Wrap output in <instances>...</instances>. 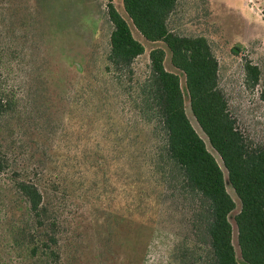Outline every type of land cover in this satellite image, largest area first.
<instances>
[{"label":"rangeland","instance_id":"obj_1","mask_svg":"<svg viewBox=\"0 0 264 264\" xmlns=\"http://www.w3.org/2000/svg\"><path fill=\"white\" fill-rule=\"evenodd\" d=\"M107 1L0 0V94L16 95L15 111L0 120V147L9 153L13 168L39 178L48 200L57 205L64 264L74 252L79 264H179L178 246L188 243L183 236L191 237L183 212L189 200L167 197L161 203L153 198L143 204L139 189L126 186L125 163L110 160L108 172L95 160L98 152L111 157L90 114L94 101L90 94L102 89L94 80L103 76L99 68L111 30ZM112 3L144 46L132 64L135 75L147 73L148 52L154 46L165 50L164 67L179 73L162 42H148L137 32L122 0ZM263 8L264 0H178L170 17L180 33L207 37L232 110L260 140H264ZM246 60L260 70L254 86L245 83ZM179 77L186 98L182 74ZM110 85L106 83L104 92L113 89ZM185 109L221 165L187 101ZM7 199L13 208L20 205L13 195ZM144 206L150 208L147 217L140 215Z\"/></svg>","mask_w":264,"mask_h":264},{"label":"trees","instance_id":"obj_2","mask_svg":"<svg viewBox=\"0 0 264 264\" xmlns=\"http://www.w3.org/2000/svg\"><path fill=\"white\" fill-rule=\"evenodd\" d=\"M177 2L122 0V7L144 40L167 48L170 64L183 76L186 98L179 73L164 67L161 46L149 50L147 73L135 75L132 64L144 46L107 1L111 30L99 68L103 76L94 80L102 89L90 94V114L111 157L98 152L95 160L108 172L110 160L125 163L126 186L139 189L143 204L153 198L189 200L183 212L191 237L183 236L188 243L178 246L179 264H264V140L249 133L232 110L207 37L171 26ZM244 73L249 86L258 83L256 64L246 60ZM107 82L113 87L109 93L104 92ZM260 95L264 99V92ZM186 101L221 165L191 124ZM15 104V94H0V120L15 111ZM17 169L0 147V264H64L57 205L48 200L39 178ZM9 195L20 205L13 208ZM143 209L140 215L147 217L150 208ZM67 261L81 259L74 252Z\"/></svg>","mask_w":264,"mask_h":264}]
</instances>
